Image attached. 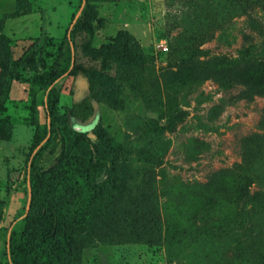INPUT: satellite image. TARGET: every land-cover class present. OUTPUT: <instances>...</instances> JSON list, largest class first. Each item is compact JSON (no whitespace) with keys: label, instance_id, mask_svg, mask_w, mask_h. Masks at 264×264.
Segmentation results:
<instances>
[{"label":"rangeland","instance_id":"rangeland-1","mask_svg":"<svg viewBox=\"0 0 264 264\" xmlns=\"http://www.w3.org/2000/svg\"><path fill=\"white\" fill-rule=\"evenodd\" d=\"M88 1L96 14L92 38L73 28L81 0H0V121L11 127L0 140V264H9V232L26 242L43 227L49 200L81 230L38 243L39 264H263L264 214L255 227L261 238L250 243L227 227L228 211L219 207L209 218L195 198L213 174L240 164L241 140L260 133L264 97L246 98L240 86L226 90L223 80L244 60L264 59V0ZM69 29L76 75L56 82L55 117L66 151L89 158L91 148L75 142L76 132L95 141L92 124L99 121L121 155L115 163L98 159L102 170L93 181L48 175L26 212L25 160L47 124L45 78L56 61L60 69L69 64L63 45ZM117 44L141 58L123 67L85 52L88 45ZM58 153L59 147L43 152L36 174L46 172ZM55 183L69 190L57 202ZM141 195L151 225V208L159 213L154 244L121 222L129 197Z\"/></svg>","mask_w":264,"mask_h":264},{"label":"trees","instance_id":"trees-1","mask_svg":"<svg viewBox=\"0 0 264 264\" xmlns=\"http://www.w3.org/2000/svg\"><path fill=\"white\" fill-rule=\"evenodd\" d=\"M83 1L85 3L84 7L76 18L75 25L72 26L73 28H81L92 38L95 31V27L92 24L96 17L95 8L89 4L88 0H81V2ZM261 8L264 10V3ZM253 9L254 6L249 5V11ZM42 32H44V29H42ZM72 34L73 31L69 29L63 39L69 64L67 63L66 67L60 69L59 61H56L53 69L45 78L46 91L44 93L43 107L47 124L42 137L30 147L25 160V181L31 191L29 199L30 209H33L36 205L40 187L46 181L48 175L53 176L52 178L54 179L62 178L68 182H71L77 176L84 178L86 182L93 181L102 170L101 165L97 162L98 159L108 158L111 163H115L117 157L121 155V150L117 147L114 139L103 130L99 121L92 124L91 133L95 141L86 138V131L80 130L76 132L78 136L75 138V142L86 141L90 146L89 158L71 155L66 151L65 138L60 127L55 122L58 104L56 82L67 73L72 76L76 75L74 69L70 70L72 45L69 35ZM250 50L251 48L244 51L246 55L250 54ZM85 52L92 59L103 58L111 60L123 67H130L141 58L129 46H119L118 44L102 45L97 49L88 45L85 48ZM236 67L238 70L232 73L231 76L224 78V88L232 90L240 86L244 89L243 94H245L246 98H250V96L264 97V59L262 61L244 60L242 64ZM195 71H192V76H199V72ZM258 129L260 133L252 134L241 140L239 147L240 164L231 170H222L213 174L203 188V193L195 198L196 201L202 202L203 209L209 218H211V215L216 216L219 212L217 210L219 207H222L223 211H228L229 215L226 218L227 227H233L234 232L241 233L243 238L250 240V243L256 242V240L261 238L259 230L255 231V227L258 221L257 218L264 214V107L261 111ZM10 130L9 124L0 121V140L6 139L10 135ZM163 130L164 128L160 127L154 132H162ZM57 147H59V153L55 162L46 172L37 175V164L43 152L49 148L53 151ZM226 177H233L234 179L230 181L231 183H224ZM259 186H262L263 189ZM54 187L55 192L53 189L54 194L52 196L54 202L59 201L64 196L63 193H69V190L64 189L60 183H55ZM50 189L52 191V188ZM45 203L46 211L43 217L41 215L43 227H36L30 232L26 242H23V239H17L13 231L9 232L6 244L9 264H39L41 259L36 253L38 243H53L62 236H72L80 232L81 229H76L69 219L58 214V208L55 203H52L51 200L45 201ZM147 206L148 199L146 195L129 197L126 204L122 207L121 222L125 227L138 233L139 235L137 236L141 235V238L146 239L147 244H154L158 238L157 236H159L157 227L159 213L157 209L151 208V213L155 214L154 224L151 225ZM28 218L29 216H25L21 221H27ZM196 218L201 219L202 217L198 216ZM43 229L45 230L44 232L42 231ZM105 229L108 230L107 227ZM107 236V234L103 235V239L105 240Z\"/></svg>","mask_w":264,"mask_h":264},{"label":"water","instance_id":"water-1","mask_svg":"<svg viewBox=\"0 0 264 264\" xmlns=\"http://www.w3.org/2000/svg\"><path fill=\"white\" fill-rule=\"evenodd\" d=\"M83 3H84V1H83ZM82 7H83V5L80 7V11H81ZM80 11H79V13H80ZM79 13H78V15H79ZM78 15L75 16L74 20H76ZM29 198H30V193H29ZM28 209H29V201H28V205H27V208H26V212L28 211Z\"/></svg>","mask_w":264,"mask_h":264},{"label":"built area","instance_id":"built-area-1","mask_svg":"<svg viewBox=\"0 0 264 264\" xmlns=\"http://www.w3.org/2000/svg\"><path fill=\"white\" fill-rule=\"evenodd\" d=\"M163 51H167V47H164V48H163Z\"/></svg>","mask_w":264,"mask_h":264}]
</instances>
